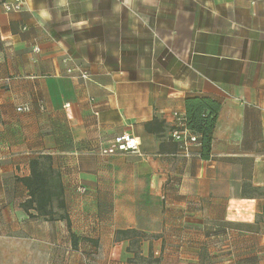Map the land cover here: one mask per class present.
Wrapping results in <instances>:
<instances>
[{"label":"crops","instance_id":"1","mask_svg":"<svg viewBox=\"0 0 264 264\" xmlns=\"http://www.w3.org/2000/svg\"><path fill=\"white\" fill-rule=\"evenodd\" d=\"M59 4L0 5V264H264V0ZM208 96L210 160L185 156L174 115ZM38 158L70 231L23 208ZM125 230L148 235L137 254Z\"/></svg>","mask_w":264,"mask_h":264},{"label":"trees","instance_id":"2","mask_svg":"<svg viewBox=\"0 0 264 264\" xmlns=\"http://www.w3.org/2000/svg\"><path fill=\"white\" fill-rule=\"evenodd\" d=\"M220 110L221 102L209 96L190 97L185 100V123L190 131L198 135L200 147L197 149V156L203 160H210ZM155 123L156 121L150 122L147 125L148 130H151ZM42 165L41 158L33 159L30 164V176L20 179L29 191V199L22 204L23 208L30 219H41L46 222L65 221L70 231L71 221L59 175L55 176L50 168L45 169ZM120 237L130 239V251L137 254L140 242L147 239L148 235L125 230L117 233V239ZM71 240L73 248H77V238L73 233Z\"/></svg>","mask_w":264,"mask_h":264},{"label":"built area","instance_id":"3","mask_svg":"<svg viewBox=\"0 0 264 264\" xmlns=\"http://www.w3.org/2000/svg\"><path fill=\"white\" fill-rule=\"evenodd\" d=\"M0 5H2L6 13H14L23 10V8L27 5V0H0ZM79 72L80 78L85 81H89L90 77L86 72ZM68 73L71 74L73 71L68 70ZM41 109L44 110L43 105H41ZM18 111H29V108L19 107ZM173 127L171 138L178 146L179 152H182L185 156H192L193 149H198L200 147V143L198 141V135L190 131L186 126L184 113H175ZM114 142L120 152L139 151L140 143H138L130 134H122L120 137H116ZM82 191H84V189H82Z\"/></svg>","mask_w":264,"mask_h":264},{"label":"clouds","instance_id":"4","mask_svg":"<svg viewBox=\"0 0 264 264\" xmlns=\"http://www.w3.org/2000/svg\"><path fill=\"white\" fill-rule=\"evenodd\" d=\"M59 6H61V7L66 6V0H60ZM38 14L41 17V19L44 20V21H47V20H49L51 18L50 13L48 12V10L46 8H41L39 10ZM83 26H84V22H81L78 25V27H83Z\"/></svg>","mask_w":264,"mask_h":264},{"label":"rangeland","instance_id":"5","mask_svg":"<svg viewBox=\"0 0 264 264\" xmlns=\"http://www.w3.org/2000/svg\"><path fill=\"white\" fill-rule=\"evenodd\" d=\"M88 261H89L88 259H86V260H85L86 264H91V263H90V262H88Z\"/></svg>","mask_w":264,"mask_h":264}]
</instances>
